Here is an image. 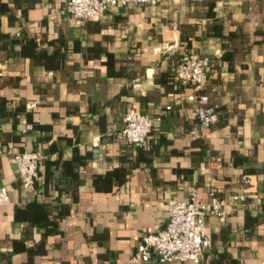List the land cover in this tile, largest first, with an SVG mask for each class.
<instances>
[{"label":"crops","instance_id":"0c3cea01","mask_svg":"<svg viewBox=\"0 0 264 264\" xmlns=\"http://www.w3.org/2000/svg\"><path fill=\"white\" fill-rule=\"evenodd\" d=\"M65 1L0 0V264H124L193 188L244 193L207 216L197 264H264V0L117 3L79 22ZM187 51L212 60L207 127L173 75ZM129 103L161 114L140 145L120 130ZM23 149L39 154L27 187Z\"/></svg>","mask_w":264,"mask_h":264},{"label":"built area","instance_id":"2783aa9c","mask_svg":"<svg viewBox=\"0 0 264 264\" xmlns=\"http://www.w3.org/2000/svg\"><path fill=\"white\" fill-rule=\"evenodd\" d=\"M161 0H66L65 10L77 22L100 15L104 10L117 3H154ZM211 57L206 53L187 51L176 62L173 75L182 84L191 87L189 95L193 99L189 115L196 120L199 127H207L217 118L215 103L208 101L204 90L207 82V67ZM33 101L26 102L32 106ZM167 106V105H166ZM160 112L151 114L140 110L134 103H129L122 114L120 130L123 137L133 145H140L149 131L154 119H159ZM192 132L194 128L190 129ZM96 144V140H92ZM15 175L20 185H31L39 154L36 150L17 151L13 153ZM247 177H242L247 182ZM244 198V193H231L227 197L218 196L214 190L208 191L207 199L197 197L196 190L189 191L186 199L169 197L167 199L168 218L163 226L157 223L152 229L140 236L134 251L124 264H137L150 261L152 264H176L189 260L197 264L203 250L210 244L207 216L222 215L228 203L237 204ZM8 202L6 186L0 184V206Z\"/></svg>","mask_w":264,"mask_h":264},{"label":"trees","instance_id":"16d2710c","mask_svg":"<svg viewBox=\"0 0 264 264\" xmlns=\"http://www.w3.org/2000/svg\"><path fill=\"white\" fill-rule=\"evenodd\" d=\"M208 101H209V95H208Z\"/></svg>","mask_w":264,"mask_h":264}]
</instances>
